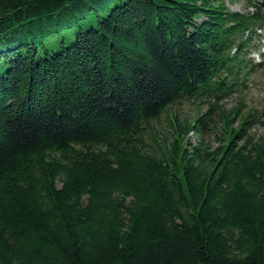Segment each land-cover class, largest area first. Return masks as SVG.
Returning a JSON list of instances; mask_svg holds the SVG:
<instances>
[{
    "label": "trees",
    "instance_id": "trees-1",
    "mask_svg": "<svg viewBox=\"0 0 264 264\" xmlns=\"http://www.w3.org/2000/svg\"><path fill=\"white\" fill-rule=\"evenodd\" d=\"M262 26L259 0H0V264H264V110L222 104Z\"/></svg>",
    "mask_w": 264,
    "mask_h": 264
},
{
    "label": "rangeland",
    "instance_id": "rangeland-1",
    "mask_svg": "<svg viewBox=\"0 0 264 264\" xmlns=\"http://www.w3.org/2000/svg\"><path fill=\"white\" fill-rule=\"evenodd\" d=\"M233 11L246 10V5L243 2H238L237 4L230 5ZM255 66L253 71L246 75V81L243 85L237 86L235 91L229 96L225 97L222 104L227 108L231 109L233 106L237 105L239 101H242L244 106L255 108L259 110H264V61L259 54L253 56ZM172 112L176 113L183 119H188L194 116L197 112L196 104L192 102H182L177 107L172 109ZM163 119V123L159 126L168 128V122ZM161 127V128H162ZM256 132L259 134L264 133V127L258 126ZM191 136L195 138L193 133Z\"/></svg>",
    "mask_w": 264,
    "mask_h": 264
}]
</instances>
